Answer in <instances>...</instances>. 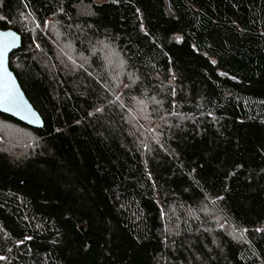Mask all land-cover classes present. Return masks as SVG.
I'll return each instance as SVG.
<instances>
[{"label":"trees","instance_id":"trees-1","mask_svg":"<svg viewBox=\"0 0 264 264\" xmlns=\"http://www.w3.org/2000/svg\"><path fill=\"white\" fill-rule=\"evenodd\" d=\"M99 1L0 0V264H264V0Z\"/></svg>","mask_w":264,"mask_h":264},{"label":"water","instance_id":"water-1","mask_svg":"<svg viewBox=\"0 0 264 264\" xmlns=\"http://www.w3.org/2000/svg\"><path fill=\"white\" fill-rule=\"evenodd\" d=\"M3 32H14L16 34V38L13 39L12 37L0 36V51L4 52V65L0 68V88H2L5 83H7L9 87H13L18 96L23 100L26 110L18 111L7 104L0 103V112L9 115L33 128H42L44 126V120L41 114L26 96L24 89L22 88L15 73L11 70L9 64L11 54L18 50L22 45V34L14 29L5 30L0 28V33ZM5 42H7V47H5ZM5 69L7 71V75L5 74ZM28 109H30V111H28Z\"/></svg>","mask_w":264,"mask_h":264},{"label":"snow or ice","instance_id":"snow-or-ice-1","mask_svg":"<svg viewBox=\"0 0 264 264\" xmlns=\"http://www.w3.org/2000/svg\"><path fill=\"white\" fill-rule=\"evenodd\" d=\"M0 19H3V17H0ZM44 23H45V25H47L48 21H45ZM37 27H39V25H37ZM0 36L12 37L13 39L16 38V34L14 32H3V33H0ZM7 46H8L7 42H5V47H7ZM213 63H215V61H213ZM3 65H4V52L0 51V68H2ZM5 74L7 75L6 69H5ZM0 103L7 104V105L17 109L18 111H25L26 110V106H25L23 100L18 96L15 89L13 87H9V85L7 83H5L2 88H0ZM28 111H30V109H28ZM97 111H99V109H97ZM33 115H34V113H33ZM89 115H91V113H89ZM26 239H28V238H26ZM21 243H22V241H21ZM0 259H3V257H0Z\"/></svg>","mask_w":264,"mask_h":264},{"label":"rangeland","instance_id":"rangeland-1","mask_svg":"<svg viewBox=\"0 0 264 264\" xmlns=\"http://www.w3.org/2000/svg\"><path fill=\"white\" fill-rule=\"evenodd\" d=\"M96 2L99 3L100 1L96 0ZM77 12H78V15H92L93 14V8H92V6L90 4H80V5L77 6ZM5 131H7L8 133L11 132L8 137H7V134H6ZM16 131L19 134L17 136V138L25 137V139L27 140L28 136H27V133L25 132V130L24 131L23 130L20 131V129L16 128V127L7 128V130H6V127L0 125V145L3 146V147H7L6 149L11 151L12 143H13V140H14V138L12 139V135L11 134H12V132L16 133ZM21 150H23V149L14 148L12 150V152L17 154ZM7 256L8 255H6V254H0V257H3V259H0V260L7 259Z\"/></svg>","mask_w":264,"mask_h":264}]
</instances>
